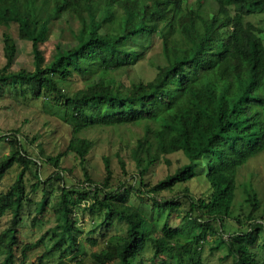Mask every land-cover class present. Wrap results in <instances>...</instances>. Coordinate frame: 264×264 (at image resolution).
Listing matches in <instances>:
<instances>
[{
	"label": "trees",
	"instance_id": "trees-1",
	"mask_svg": "<svg viewBox=\"0 0 264 264\" xmlns=\"http://www.w3.org/2000/svg\"><path fill=\"white\" fill-rule=\"evenodd\" d=\"M37 1L0 0V22L18 23L31 41L34 59V70L10 71L16 45L10 34L4 33L6 63L0 67V96L9 92L23 98L46 96L59 105L64 111L63 121L74 134L66 152H74L81 159L91 145L87 139L75 136L83 129L152 121L155 127L148 126L144 139L138 142L147 156L142 158L135 151L140 177L131 191L166 211L167 217L177 212L186 199L177 196L158 200L156 195L192 179L202 161L209 185L205 197L186 196L188 209L179 225L172 226L167 219L159 225L141 210L123 203L124 198L117 192L106 190L111 175L106 159V181L102 186L95 185L93 198L107 209L110 217L125 223V235L93 252L92 263L144 264L140 252L150 244L154 250L151 264H203L197 256L198 248L208 234L217 233L216 247H226L232 264H264V216H255L260 202L251 187L244 199L249 206L247 226L229 234L228 240L222 237L226 234L224 219L240 221L232 215L238 169L264 151V45L260 28L246 20L252 14H264V0H105L99 19L88 9L91 0H51L46 17L38 11ZM45 2L48 4L49 0ZM85 2L89 4L84 6ZM114 3L122 7L120 15L114 12ZM208 3L215 4L211 15L205 12ZM64 12L76 15L81 22L76 43L65 49L57 44L52 59L44 64L39 44L48 37L50 18ZM163 20L169 25L170 37H176L162 42L164 62L156 65L154 77L127 87L106 81L112 70L144 58L146 43L154 33L153 23ZM75 76L92 78V83L73 95L64 93L59 81ZM5 138L0 134V141ZM175 152L183 153L188 162L155 184L142 180L141 175L157 161L158 155ZM59 158L60 154L47 155L43 162L58 166ZM34 162L21 136L0 158V181L13 164L22 165L12 186L0 192V219L6 213L12 215L10 225L0 232V264H16V227L21 222V208L30 201L23 177ZM35 176L36 184L50 181V177L43 180L39 173ZM140 186L145 190H140ZM70 187L64 180L58 186L59 231L53 234L45 257L54 252L65 256L77 249L76 235L80 230L70 215L78 199ZM45 198L38 203L40 213L46 207ZM96 230L91 228L90 233ZM36 245L21 248L18 264H25L27 251ZM76 261L83 264L81 259Z\"/></svg>",
	"mask_w": 264,
	"mask_h": 264
},
{
	"label": "rangeland",
	"instance_id": "rangeland-1",
	"mask_svg": "<svg viewBox=\"0 0 264 264\" xmlns=\"http://www.w3.org/2000/svg\"><path fill=\"white\" fill-rule=\"evenodd\" d=\"M105 0H91L88 7L96 19L102 13V6ZM89 4L85 2L84 6ZM51 0L46 4L45 0L37 1L38 11L43 17L49 15ZM83 6V7H84ZM114 12L120 15L122 7L117 3L112 6ZM83 16H86L84 8L81 9ZM215 4L208 3L205 12L209 15L214 13ZM246 20L254 23L260 28L264 45V14H252ZM81 27V22L76 15L62 13L59 16L50 18L49 33L47 39L39 44V49L44 57V64L48 63L54 53L57 44L61 48H69L75 45L76 35ZM169 25L166 21H155L153 23L154 33L146 43L144 58L134 65H128L109 72L106 81L112 85L122 87L130 86L139 81H149L156 73V65L163 64L162 42H170L172 36L169 34ZM106 29V25L104 26ZM9 33L14 39L16 53L10 71L25 69L34 70V59L31 41L19 29L18 23L11 21L7 24L0 22V67L6 63L4 52V33ZM134 45V42H131ZM137 51L141 49V40H138ZM94 78V77H93ZM91 79L73 77L69 80L59 81L64 93L73 95L85 89ZM63 109L46 97L23 98L16 93L9 92L0 96V134L6 138L0 141V158L10 152L15 138L22 137L25 143L27 154L35 159L24 174V185L29 202H25L20 210V220L17 231L18 246L14 250L16 264L21 261V248L26 244L37 245L27 251L25 264H76V260H83V264H93L91 254L98 252L108 242L115 243L123 239L125 235V223L115 216L110 217L107 209H103L94 202L95 185L102 186L106 181L105 160L109 161L111 175L107 180L106 190L117 192L123 197V203L141 210L148 218L153 219L161 225L168 220L170 225L177 226L188 209L189 200L186 196L194 199L205 197L209 193V185L204 177V162L196 166V175L184 183L176 184L172 189L163 190L156 195V198L186 199V203L177 212L166 214V211L153 206L147 199H141L133 191L139 179V168L135 159V151L139 156L145 158L147 151L144 147H138L139 140L145 137L148 126L155 127L152 121H138L121 125H100L90 126L83 129L75 136L87 139L90 148L83 159L74 152H66V148L74 136L72 129L63 121ZM151 155L154 154L150 149ZM60 154L58 166L49 162H43L45 157ZM42 161V162H40ZM188 160L181 152L171 154H160L157 161L143 173L142 180L152 185L163 179L166 175L172 174L178 167L187 163ZM22 165L15 163L11 166L0 181V192L7 191ZM36 173H39L43 180L50 177V181L41 184L37 183ZM62 180L69 185V189L75 194L78 202L74 207L70 218L80 230L76 235V251L60 256L54 252L51 257H45V251L52 245L53 234L59 231L57 227L59 213L56 211L58 199V186ZM36 184V185H33ZM251 187L257 194L260 208L255 216H264V151L250 158L242 165L237 172V188L232 205V215L236 219H224L225 235L228 240L229 234L235 231L244 230L247 226L245 216L249 206L245 203L246 190ZM144 191L145 187H138ZM186 194V195H185ZM45 196L46 207L42 213L37 209L39 201ZM118 201V199H117ZM108 214V215H107ZM12 215L6 213L0 219V232L10 225ZM100 224H104L101 225ZM97 228L91 234L90 229ZM217 233L208 234L207 240L198 248L197 256L203 264H232V257L228 255L224 245L218 246ZM94 240L96 243H92ZM154 253L150 244L140 252L144 264H151V257ZM2 254H0V261Z\"/></svg>",
	"mask_w": 264,
	"mask_h": 264
}]
</instances>
